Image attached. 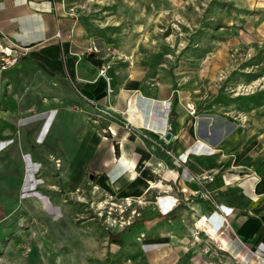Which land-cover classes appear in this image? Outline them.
<instances>
[{"label": "crops", "instance_id": "crops-1", "mask_svg": "<svg viewBox=\"0 0 264 264\" xmlns=\"http://www.w3.org/2000/svg\"><path fill=\"white\" fill-rule=\"evenodd\" d=\"M107 6L128 7L120 0H0V87H9L0 93V147L19 158L21 188L60 181L57 159L74 174L91 162L98 195L145 199L142 218L123 237L144 255L180 247L172 261L183 262L194 251L189 243L203 244L205 232L232 256L264 252V142L258 150L248 143L250 122L230 129L212 124L200 133L195 105L186 99L92 75L82 57L97 38L90 11ZM6 54L17 62L3 68ZM255 100L263 115L264 86ZM249 107L245 119L254 117ZM199 228L205 232L192 240Z\"/></svg>", "mask_w": 264, "mask_h": 264}, {"label": "rangeland", "instance_id": "rangeland-1", "mask_svg": "<svg viewBox=\"0 0 264 264\" xmlns=\"http://www.w3.org/2000/svg\"><path fill=\"white\" fill-rule=\"evenodd\" d=\"M120 1L128 7L91 8L98 39L82 55L89 72L96 78L133 80L132 90L144 88L143 94L151 90L186 99L195 105L200 133L212 124L230 129L250 122L248 143L258 150L264 142L262 102L255 100L264 86L259 85L264 78V0ZM71 12L79 16L75 8ZM108 16L119 19L104 23ZM68 57L63 56L66 67ZM68 80L82 94L79 79L69 74ZM8 88L3 83L0 93ZM249 106L253 119H245ZM5 149L0 147V264H264V252L232 256L201 228L192 240L204 233V243L190 242L194 251L183 262L172 261L180 247L144 255L123 240L142 218L144 198H131L130 206L117 195L100 196L90 177L92 163L74 174L64 169L62 158L56 160L60 181H27L21 188L19 158ZM60 154L67 158L68 152ZM32 168L38 169L36 161Z\"/></svg>", "mask_w": 264, "mask_h": 264}, {"label": "built area", "instance_id": "built-area-1", "mask_svg": "<svg viewBox=\"0 0 264 264\" xmlns=\"http://www.w3.org/2000/svg\"><path fill=\"white\" fill-rule=\"evenodd\" d=\"M10 54H6L5 55V58H2V61H3V65H2V67L3 68H5L7 65H9L10 63H13L14 61H16V59L15 58H13L12 60H10ZM102 72H104V70L102 71ZM191 110H192V112H194L195 110H194V108L193 107H191L190 108ZM209 196V194L207 195V197ZM126 201H127V203L130 205V204H132L133 202H131V198H129V197H127L126 199H125ZM130 203H129V202ZM131 206V205H130Z\"/></svg>", "mask_w": 264, "mask_h": 264}, {"label": "bare ground", "instance_id": "bare-ground-1", "mask_svg": "<svg viewBox=\"0 0 264 264\" xmlns=\"http://www.w3.org/2000/svg\"><path fill=\"white\" fill-rule=\"evenodd\" d=\"M103 73V72H102ZM124 199H126V198H124Z\"/></svg>", "mask_w": 264, "mask_h": 264}]
</instances>
